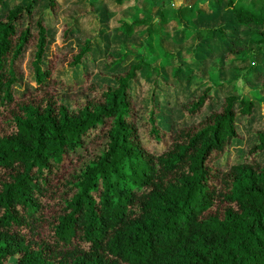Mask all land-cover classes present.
<instances>
[{"label":"trees","instance_id":"16d2710c","mask_svg":"<svg viewBox=\"0 0 264 264\" xmlns=\"http://www.w3.org/2000/svg\"><path fill=\"white\" fill-rule=\"evenodd\" d=\"M40 1L0 0L11 2L0 18V116L16 105L0 135V264H264V130L241 161L216 163L240 136V118L254 114L237 79L264 94V0H215L225 2L220 15L206 14L204 0H134L133 19H120L114 36L129 39L143 26L139 57L110 49L102 3L89 0L60 43L86 16L97 33L65 61L75 68L102 57L115 84L90 85L89 97L69 104L50 90L52 39L45 10L34 15ZM30 50L25 97L20 66ZM231 62L236 80L225 78ZM144 74L153 95L141 127L131 88ZM169 81L195 92L183 113L206 110L205 118L174 132L158 125L154 95Z\"/></svg>","mask_w":264,"mask_h":264},{"label":"rangeland","instance_id":"374dc122","mask_svg":"<svg viewBox=\"0 0 264 264\" xmlns=\"http://www.w3.org/2000/svg\"><path fill=\"white\" fill-rule=\"evenodd\" d=\"M89 0H56L58 7L56 11L48 7V0H41L36 4L35 16L42 10H45L44 20L46 26L50 30L52 39L49 51L53 54L51 56L52 68V82L50 86L51 92L56 98L65 104H69L73 98L84 99L90 96L88 87L95 85L101 87L103 85H114L111 73L107 67H103L102 57L99 59H92L90 56L79 66L70 68L65 59H68L73 52L78 50L80 44L84 39H92L98 30L97 20L86 16L78 20V28L73 32L72 39L68 44L60 43L63 32L68 28L72 22L73 17L77 14H82L88 7ZM193 0H175V5L179 3H187ZM101 2L98 9L102 12L104 21H101L102 29L105 31L106 39L111 43L110 49L114 53L128 50L139 57L142 53V37L145 36L144 27L127 39L122 36H114L115 29L119 25L120 19L131 21L134 14L136 3L134 0H129L123 5H116L113 0H98ZM10 3H6L0 7V18L5 14ZM205 9H207L205 7ZM241 44V42H239ZM170 47H176L171 40H167ZM237 52L243 53L242 44L236 47ZM242 55V54H241ZM183 53L181 57H184ZM31 50L26 53L20 66V75L22 87L25 92V97L31 94L33 84L32 72L30 69ZM182 62H185L181 59ZM236 61V60H235ZM225 69V78L234 77L236 68L233 62ZM167 72V71H166ZM227 78V79H229ZM234 79V78H233ZM236 80V79H234ZM169 83H171L169 81ZM236 92L245 95L247 98L255 99V110L253 116L248 119L240 118L237 128L240 130V136L235 138L226 149L224 155L217 160L218 166L227 167L232 163L239 162L243 159V154L256 141L255 132L264 130V94L256 97L257 91L255 85H247L244 81L237 79ZM171 85V86H170ZM133 104L139 114V124L141 127L145 120V114L150 104V98L153 95V83L147 80L144 75H140L135 83H132ZM195 92H191L190 87H178L171 84L158 83L157 91L154 95V102L158 109V125L166 131L174 132L177 128L185 125H190L196 121L202 120L208 114L206 110L199 115H185L181 109V105L189 102ZM24 97V98H25ZM36 99L40 95L35 96ZM23 99V98H22ZM20 100V99H18ZM221 101V98L219 99ZM220 105V102L218 106ZM12 111H16L15 103L3 111L0 116V135L8 133L10 124L7 122ZM261 160H264V153L261 155Z\"/></svg>","mask_w":264,"mask_h":264},{"label":"crops","instance_id":"0c3cea01","mask_svg":"<svg viewBox=\"0 0 264 264\" xmlns=\"http://www.w3.org/2000/svg\"><path fill=\"white\" fill-rule=\"evenodd\" d=\"M195 0L191 1V2H187V3H192L194 2ZM135 2V1H134ZM136 3V2H135ZM173 7H178L179 5L181 4H186V3H179L178 5H175V0H173ZM138 5V4H137ZM201 8L204 10V12L208 15H213L215 13V11L218 12V10H215V8L219 9L220 8V11H219V15L221 14L222 10L224 11V6H225V2L220 6V7H217V3L215 0H204L203 3L200 4ZM205 7L207 9H205ZM152 14L153 16H156L157 15V9H153L152 11ZM211 18V17H210ZM213 19V18H212ZM170 46V45H169Z\"/></svg>","mask_w":264,"mask_h":264}]
</instances>
